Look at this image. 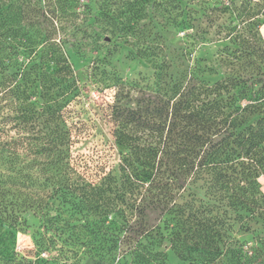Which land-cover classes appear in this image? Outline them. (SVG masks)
<instances>
[{
  "label": "trees",
  "instance_id": "obj_1",
  "mask_svg": "<svg viewBox=\"0 0 264 264\" xmlns=\"http://www.w3.org/2000/svg\"><path fill=\"white\" fill-rule=\"evenodd\" d=\"M2 1L0 99L18 137L0 141L13 173L0 171V193L3 182L22 181L47 201L33 210L46 232L34 231L28 260L13 245L21 213L0 200V264H167V249L184 264H264V234L250 245L233 237L264 226V45L249 53L258 49L259 73L185 84L169 75L134 107L114 105L118 174L94 178L71 155L67 108L79 85L69 42L52 37L45 0L39 9ZM71 1L57 0L60 14ZM33 13L42 17L37 43Z\"/></svg>",
  "mask_w": 264,
  "mask_h": 264
},
{
  "label": "rangeland",
  "instance_id": "obj_2",
  "mask_svg": "<svg viewBox=\"0 0 264 264\" xmlns=\"http://www.w3.org/2000/svg\"><path fill=\"white\" fill-rule=\"evenodd\" d=\"M43 3L57 21L52 37L69 42L67 54L79 85L67 108L71 155L89 177L109 170L118 174L120 149L112 136L114 105L134 107L160 91L169 75L182 84L189 78V83H213L229 73L263 70L258 49L254 58L249 53L264 45V0H72L71 10L63 14L57 0ZM31 4L39 9L42 2L31 0ZM30 16L32 39L37 43L40 27L35 25L42 17ZM8 114L5 100L0 99L1 142L18 137ZM17 151L14 160L21 165L22 150ZM10 166L0 160L4 174L13 175ZM259 182L264 192V176ZM2 185L0 200L21 213L15 251L31 260L34 231L46 232L44 218L33 210L47 198L36 187H22V181ZM57 214L55 208L50 210V216ZM253 228L237 231L234 239L250 245L253 236L264 234V226ZM165 252L167 264H184L171 249Z\"/></svg>",
  "mask_w": 264,
  "mask_h": 264
}]
</instances>
